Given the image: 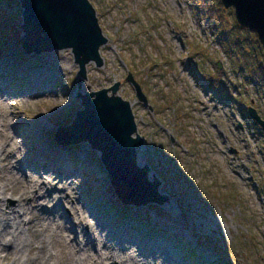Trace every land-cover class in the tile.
Here are the masks:
<instances>
[{
    "label": "rangeland",
    "instance_id": "obj_1",
    "mask_svg": "<svg viewBox=\"0 0 264 264\" xmlns=\"http://www.w3.org/2000/svg\"><path fill=\"white\" fill-rule=\"evenodd\" d=\"M89 1L107 42L99 48L102 66L87 63L82 77L70 48L26 53L19 41L23 34L20 2L0 0V61L9 55L10 47L21 56L67 59L60 62L64 67L58 62L47 66L52 94L15 97L2 108L11 132L19 134L13 149L16 157L9 155V166H16L15 173L52 178L56 170L45 163L56 161L62 153L73 167L61 171L72 174L67 187L75 190L79 208L88 207L82 208L80 227L75 212L66 205L63 216L48 220L47 231L41 232L40 213L48 216L51 208L41 210L34 201L37 208L25 216L40 225L38 236L54 255L47 259L42 254L35 264H70L48 233L54 221L68 230L75 227V232L94 243L91 230H100V218L112 223L114 243L122 239V225L128 222L140 243L163 237L178 264H208V255L209 264H264V131L247 111L252 106L264 119V94L237 68L236 50L224 48L231 37L227 42L212 19L209 23L202 0ZM225 15L230 24L232 17ZM128 73L140 84L147 104L138 100L126 80ZM207 75L215 78L219 88L210 85ZM117 81L118 94L130 102L143 139L136 147L141 161L137 165H147L148 179L159 180L158 193L167 197L162 204H124L110 185L98 150L87 141L62 145L54 137L55 129L70 123L82 109L78 93ZM53 183L64 188L62 181ZM24 202L30 207L29 197ZM3 203L14 206L16 201L6 196ZM145 250L141 245L142 256ZM148 262L156 264L151 257ZM0 264L11 263L0 260Z\"/></svg>",
    "mask_w": 264,
    "mask_h": 264
},
{
    "label": "water",
    "instance_id": "obj_2",
    "mask_svg": "<svg viewBox=\"0 0 264 264\" xmlns=\"http://www.w3.org/2000/svg\"><path fill=\"white\" fill-rule=\"evenodd\" d=\"M22 7L23 34L20 44L26 53L49 52L70 48L78 74L86 76V64L102 66L99 48L107 42L98 23L95 8L89 0H19ZM224 8L232 7L238 24L255 31L264 60V0H220ZM218 68L222 67L217 61ZM129 81L141 102L147 97L140 84L128 73ZM120 82L108 87L78 93L82 109L71 122L59 125L55 139L62 145L87 141L100 152L110 185L124 203L162 204L167 197L158 193L159 180L148 179L149 167L136 162V147L143 143L137 131L130 102L118 94ZM151 108V106L149 107ZM254 122L264 130V119L248 106ZM135 135V136H134Z\"/></svg>",
    "mask_w": 264,
    "mask_h": 264
},
{
    "label": "bare ground",
    "instance_id": "obj_3",
    "mask_svg": "<svg viewBox=\"0 0 264 264\" xmlns=\"http://www.w3.org/2000/svg\"><path fill=\"white\" fill-rule=\"evenodd\" d=\"M10 49L13 50V47H10ZM10 49H8L9 55L0 61V165L1 170H3L0 174V260H7L11 264H35L42 258V254H45L47 259L54 256L45 248V244L41 242V237L38 236L40 225L41 232H46L47 225L45 224L48 223L47 221L51 219L58 220L57 216H63L62 210L68 205L75 212L76 216L73 214V217L76 219V225L80 227V224H83L85 212L82 208L88 210V207L83 205L84 207L79 208V200L75 190L67 187V180L72 174L66 175L65 173L73 167L70 160L62 153L59 154L60 156L56 161L51 160L45 163L46 168L56 170L57 175L52 176V178H43V173L37 177L31 173L28 175L20 172L15 173L12 169H15L16 166H9V158H12L9 155L16 157L13 149L19 134L14 131L11 132V127L6 122L7 113L2 108L8 102L15 101V97L22 99L34 96L36 93L45 96L50 92L52 94V91H50L51 79L47 77V66L49 62L60 63L63 61L67 63L65 56H62L60 62L57 59L51 61L40 56H21ZM62 67L64 66L62 65ZM17 69L19 73L16 71ZM39 87V91L35 90ZM36 157L45 161V158ZM23 160H25V157ZM136 162L141 165L138 154ZM30 170L36 171L35 168ZM36 172L35 174H39ZM53 180L62 181L64 188L59 189L57 185L53 186ZM6 196L14 198L16 204L14 206H4L3 202ZM27 197L30 198V207L24 202ZM34 201L41 210L44 206L51 208L48 210V216L40 213L42 216L40 225L33 224L32 222L35 220H32L31 216H25L32 207L37 208L34 206ZM104 220V218H100L97 223L100 230L97 232L91 230L96 235L94 243L89 239L87 240L79 231L75 232V227H68L70 229L68 230L65 226L59 225L58 221L52 223V231L48 233L54 245H57L60 251H64V255L68 257L70 264H110V261H116L119 264H150L148 262L150 257L156 261V264H178L173 253L167 248L163 237L155 236L153 240L148 239L149 241L144 244L140 243L139 238L137 239L135 236L131 223L128 222L122 225V227L124 226V228H121L123 231L122 239L118 243H114L113 225ZM54 223H57L58 226ZM70 226L73 225L70 224ZM69 231H74V233L70 235ZM103 231H106V233L102 234ZM54 235L57 237H54ZM135 239L139 243L136 246L139 254L136 253L137 251L133 247V244L136 243ZM99 245L102 247L98 248ZM141 245L146 248L144 256L140 253ZM210 262L211 257L208 255L207 263Z\"/></svg>",
    "mask_w": 264,
    "mask_h": 264
},
{
    "label": "trees",
    "instance_id": "obj_4",
    "mask_svg": "<svg viewBox=\"0 0 264 264\" xmlns=\"http://www.w3.org/2000/svg\"><path fill=\"white\" fill-rule=\"evenodd\" d=\"M202 4L210 15L207 16L209 17V23L212 24V19L217 33L224 36L227 42L229 41L228 36L229 38L231 37L230 41L232 43L223 41V43H227L226 45L223 44V46L229 52L236 50L237 68H239V71L246 72L250 77L249 79L264 94V60L262 58V47L255 31L238 24L234 16V10L231 7L225 9L220 0H202ZM225 13L232 17L230 24L226 19ZM214 22L218 23V26ZM206 78L210 85L219 88L213 76L207 75ZM220 89V92H224L222 88ZM193 255L194 252H191L190 256L192 257Z\"/></svg>",
    "mask_w": 264,
    "mask_h": 264
},
{
    "label": "flooded vegetation",
    "instance_id": "obj_5",
    "mask_svg": "<svg viewBox=\"0 0 264 264\" xmlns=\"http://www.w3.org/2000/svg\"><path fill=\"white\" fill-rule=\"evenodd\" d=\"M255 123V122H254ZM257 124V123H256ZM258 125V124H257ZM259 126V125H258ZM260 127V126H259ZM263 130V129H262ZM264 131V130H263Z\"/></svg>",
    "mask_w": 264,
    "mask_h": 264
}]
</instances>
